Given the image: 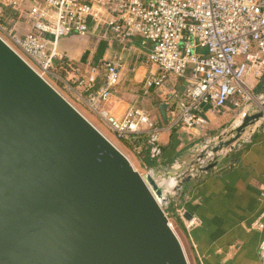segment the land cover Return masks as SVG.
Returning <instances> with one entry per match:
<instances>
[{"label":"water","instance_id":"water-1","mask_svg":"<svg viewBox=\"0 0 264 264\" xmlns=\"http://www.w3.org/2000/svg\"><path fill=\"white\" fill-rule=\"evenodd\" d=\"M259 104L197 159L239 141L264 118ZM169 200L0 38V264H189Z\"/></svg>","mask_w":264,"mask_h":264},{"label":"built area","instance_id":"built-area-1","mask_svg":"<svg viewBox=\"0 0 264 264\" xmlns=\"http://www.w3.org/2000/svg\"><path fill=\"white\" fill-rule=\"evenodd\" d=\"M5 11L24 19L29 31L18 35L15 28L6 25ZM101 28L119 43L139 37L142 46H150L147 60L158 73L144 79L145 93L162 88L168 76L188 81L191 87L174 122L186 129L207 125L198 114L201 106L209 104L221 110L236 96V107L249 104L254 96L245 78L252 72L261 77L264 71V0H0V38L50 84L60 79L59 70L71 68L58 51L59 41L86 37ZM120 63L116 60L106 68L105 81L99 87L94 68L75 76L73 83L86 94L88 109L117 141L132 146L144 135L149 159L159 161L161 128L154 119L136 109H127L117 118L105 108L111 90L119 83ZM210 145L212 141L204 148ZM222 153L208 154L203 160L196 157L197 165L186 176H194ZM186 172L172 179L176 185L170 192L162 187L164 196L173 195L178 179ZM260 196L264 202V193ZM177 217L186 230L197 223L196 219L185 220L182 213ZM259 219H264V210ZM257 227L262 229L263 225L258 222ZM258 257L264 264V236Z\"/></svg>","mask_w":264,"mask_h":264},{"label":"crops","instance_id":"crops-1","mask_svg":"<svg viewBox=\"0 0 264 264\" xmlns=\"http://www.w3.org/2000/svg\"><path fill=\"white\" fill-rule=\"evenodd\" d=\"M58 51L79 71L88 73L94 68L97 87L105 81L106 68L121 60L119 83L111 90L105 108L117 118L127 109H136L154 119L161 128L162 147L156 169L171 171L174 176L191 171L200 149L210 141L216 145L217 137L227 139L242 116L260 110L259 103L264 99V71L261 77L252 72L245 83L257 96L249 104L236 107L239 101L236 96L221 110L200 108L198 114L208 121L207 125L186 129L174 122L190 84L186 79L168 76L162 88H151L145 93L144 79L150 74L157 75L158 70L147 60L150 46H142L139 37L119 43L107 29L101 28L86 37L60 40ZM161 105L166 106L165 118ZM136 140L138 149L146 145L144 135ZM187 177L190 181L171 194V201L176 206V215L182 213L185 220L186 217L197 220L189 230L181 220L180 239L189 264H261L258 247L264 236V219H259L264 210L260 196L264 193V118L223 150L215 168L194 176H181V181ZM159 185L170 192L176 184L169 179ZM258 222L262 229L257 227Z\"/></svg>","mask_w":264,"mask_h":264},{"label":"rangeland","instance_id":"rangeland-1","mask_svg":"<svg viewBox=\"0 0 264 264\" xmlns=\"http://www.w3.org/2000/svg\"><path fill=\"white\" fill-rule=\"evenodd\" d=\"M11 12V11H9ZM6 13V11H5ZM6 18L5 23L11 28H15L16 32L18 35H24L29 31V27L26 24L25 20L22 18H19L18 15H14L12 13H9L8 15H5ZM71 65V63H70ZM100 69H103V65H100ZM77 68L74 66H71V68H64L62 70H59V77L60 79L58 81H52L51 85L59 91L74 107H76L90 122H92L123 154L126 155V157L130 160L131 164L133 167L137 170V172L144 176L146 174H149L151 170L153 177L157 181L158 184L162 183L165 180L173 179L175 176L173 173L170 171L168 173H164L158 169H147L143 166L142 161L138 154L136 153L137 150L135 151L128 145H125L122 142L117 141L111 131L106 127V125L100 121L87 107L84 106L83 103L86 101V94L82 92L81 90L76 89L75 84L73 83L75 76L80 77L86 74L84 70H81L80 72H75ZM264 83V81H263ZM69 86L71 88H69ZM254 98L257 96L256 94L253 95ZM83 102V103H82ZM104 124V125H103ZM192 165L191 167H193ZM191 174L190 171H187L183 177L186 175ZM181 178V179H182ZM181 179L179 183L181 182ZM178 183V184H179ZM177 191V190H174ZM178 192V191H177ZM165 196H169L170 200L167 205H163V210L166 212L167 209L170 206V203L172 202V195L165 193ZM164 203V202H163ZM168 216V213H166ZM170 214V213H169ZM168 219L170 223L172 224V228L176 232L177 236L179 239L181 238V230L179 226L175 223L174 217L170 214L168 216ZM181 240V239H180ZM183 245V244H182Z\"/></svg>","mask_w":264,"mask_h":264},{"label":"trees","instance_id":"trees-1","mask_svg":"<svg viewBox=\"0 0 264 264\" xmlns=\"http://www.w3.org/2000/svg\"><path fill=\"white\" fill-rule=\"evenodd\" d=\"M9 13H11V12L6 11V14L7 15ZM136 143H137V140L133 142L132 146L129 145L128 143H124V144L125 145H128L129 147H131L132 149L135 150V147H137L136 146ZM136 153L140 157V159L142 161V164H143V166L145 168H147V169H154V168H156L158 166L159 161H153V160L149 159L148 152L146 150V145H144L143 147H141L140 150L138 152H136ZM175 210H176V206L173 204V202H171L169 208L166 211V213H168V216L171 214L174 217L175 223L179 226V228H181V220L179 219V217H177V215L175 213Z\"/></svg>","mask_w":264,"mask_h":264},{"label":"bare ground","instance_id":"bare-ground-1","mask_svg":"<svg viewBox=\"0 0 264 264\" xmlns=\"http://www.w3.org/2000/svg\"><path fill=\"white\" fill-rule=\"evenodd\" d=\"M149 174H150V175H152V173H151V172H149ZM158 185H159V184H158ZM159 186H160V185H159ZM160 187H161V186H160Z\"/></svg>","mask_w":264,"mask_h":264}]
</instances>
